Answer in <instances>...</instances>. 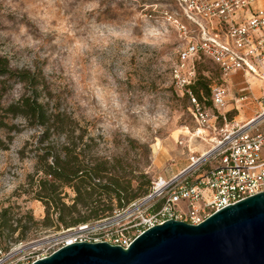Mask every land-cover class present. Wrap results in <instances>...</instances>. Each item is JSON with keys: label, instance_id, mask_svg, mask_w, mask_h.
Returning <instances> with one entry per match:
<instances>
[{"label": "rangeland", "instance_id": "1", "mask_svg": "<svg viewBox=\"0 0 264 264\" xmlns=\"http://www.w3.org/2000/svg\"><path fill=\"white\" fill-rule=\"evenodd\" d=\"M177 19L187 24L171 0H0V57L14 71L38 75L42 101L75 127L70 134L40 142L41 128L21 117L6 119L8 128L0 131V209L7 208L0 235L5 248L32 243L22 248L25 260L39 253L46 237L72 227L63 226L54 213L45 221L39 189L28 185L27 177L40 166L46 145L52 147L51 155L65 145L79 160L102 163L107 172L95 182L115 178L128 187L121 198L139 193L133 201L143 197L140 192H147L157 177L173 176L192 154L208 147L213 135L209 128L197 131L200 126L188 100L170 77L177 53L186 45L178 37ZM196 72L206 85L219 83L208 59L197 63ZM257 82L250 78L244 86L255 89ZM27 92L14 79L0 77L3 105ZM205 99L202 106L218 117L216 125L221 127L239 121L238 113L248 118L250 104L255 107L249 97L238 112L231 106L218 111ZM43 177L41 172L35 175ZM58 192L66 205L73 203L71 187ZM93 199L116 202L114 194H95ZM138 221L137 214H128L115 225L128 228ZM21 233L25 238L16 241Z\"/></svg>", "mask_w": 264, "mask_h": 264}, {"label": "built area", "instance_id": "2", "mask_svg": "<svg viewBox=\"0 0 264 264\" xmlns=\"http://www.w3.org/2000/svg\"><path fill=\"white\" fill-rule=\"evenodd\" d=\"M171 1L187 24L175 20L178 37L186 45L178 51L170 77L174 88L186 96L200 126L197 131L209 128L210 120L218 118L191 91L196 79L194 62L201 57L216 67L221 81L210 95L211 105L218 111L227 105L223 86L227 78L242 72L262 83L259 97L247 86L236 100L250 97L255 102L254 114L245 122L219 128L209 138L207 150L192 154L188 164L173 176L157 177L145 195L131 202L121 215L62 229L46 237L33 257H21L22 248L32 243L5 248L0 235V264H32L77 242L127 248L143 231L159 223L176 220L198 225L220 209L264 192V36L259 35L264 28V7H254L258 0ZM219 117L225 120L224 115ZM128 214L139 216V221L128 227L135 232L115 225L120 216Z\"/></svg>", "mask_w": 264, "mask_h": 264}, {"label": "water", "instance_id": "3", "mask_svg": "<svg viewBox=\"0 0 264 264\" xmlns=\"http://www.w3.org/2000/svg\"><path fill=\"white\" fill-rule=\"evenodd\" d=\"M32 264H264V192L228 205L198 225L159 223L127 248L77 242Z\"/></svg>", "mask_w": 264, "mask_h": 264}, {"label": "trees", "instance_id": "4", "mask_svg": "<svg viewBox=\"0 0 264 264\" xmlns=\"http://www.w3.org/2000/svg\"><path fill=\"white\" fill-rule=\"evenodd\" d=\"M202 59L201 57L194 62L195 71L197 63ZM0 77L14 79L15 82L23 84L24 88L29 90L16 102L7 105L1 103L0 96V131L8 128L6 119L16 117H21L31 126L41 128L40 142L49 140L54 135H67L74 131L75 127L68 119L51 108L47 102L42 101L41 95L37 91L41 83L38 75H32L26 70L14 71L9 67L7 60L0 57ZM218 80L219 83L216 84H220L221 81ZM216 84L206 85L205 82L199 81L196 72V79L191 86V91L202 105L206 100L205 96L211 104V89ZM66 139L72 142L71 136H66ZM51 148L50 145L43 147L44 152L41 155L40 166L36 167L34 174L27 177L29 187L39 189L41 195L37 194V196L45 207V221L48 222L53 213L58 215V221L65 227L107 218L112 216L113 211L128 206L139 195L136 193L130 197L121 198L120 195L126 193L128 187L122 186L117 179L108 178L105 184L95 182V180L104 178L102 174L107 172L102 163L99 164L92 159L79 160L78 156L70 153L69 148L65 145L61 147L60 153L55 155H51L49 151ZM60 154H64V157L61 158ZM49 157L52 159L51 162L47 161ZM38 172H41L44 177L35 179ZM64 186L71 187L76 194L71 205H66L58 197L60 194L58 191ZM140 193L145 194L146 190ZM95 194H114L116 202L113 203L110 200L102 202L93 199ZM78 207L85 208L89 213L81 214ZM6 212L7 208L0 209L2 225L7 222L4 219ZM25 236L24 233H21L16 241L24 239Z\"/></svg>", "mask_w": 264, "mask_h": 264}, {"label": "crops", "instance_id": "5", "mask_svg": "<svg viewBox=\"0 0 264 264\" xmlns=\"http://www.w3.org/2000/svg\"><path fill=\"white\" fill-rule=\"evenodd\" d=\"M254 7H264V0H258L257 2H255L254 4ZM246 16H247V13H245ZM240 17L242 18V13L240 14ZM260 36H264V28L263 30L259 33ZM251 77L245 75L244 73L242 72H238L237 74L227 78L224 82H223V86L224 88L226 89L227 91V106H231V109H235V111L238 112L237 108L240 104H242V102H245V101H239V102H236V100H238L242 95V90L244 89V82L247 80V79H250ZM261 82L258 81L257 82V85L255 86L256 88H251V94H253V96H256V94H261ZM249 101V100H248ZM231 109H228V110H231ZM250 109H251V112H250V115L249 117L245 118V119H242V116L241 114L238 113V116L239 117V121H233V123H242V122H245L246 120H248L255 112V107L253 104H250ZM227 112V111H225ZM241 116V117H240ZM234 120H236V118H234ZM216 119H211L210 120V127H209V134H212L213 136L210 137V139H212L215 135H216V132L219 128H221V126H218L216 125ZM211 144L208 145V147L206 148H203L201 150V152H204L205 150H207L209 148Z\"/></svg>", "mask_w": 264, "mask_h": 264}]
</instances>
